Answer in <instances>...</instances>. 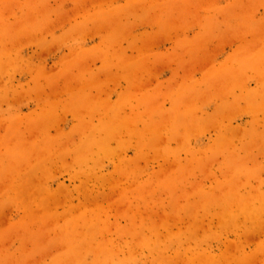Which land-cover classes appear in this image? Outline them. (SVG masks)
Here are the masks:
<instances>
[{
  "label": "rangeland",
  "instance_id": "obj_1",
  "mask_svg": "<svg viewBox=\"0 0 264 264\" xmlns=\"http://www.w3.org/2000/svg\"><path fill=\"white\" fill-rule=\"evenodd\" d=\"M0 264H264V0H0Z\"/></svg>",
  "mask_w": 264,
  "mask_h": 264
}]
</instances>
